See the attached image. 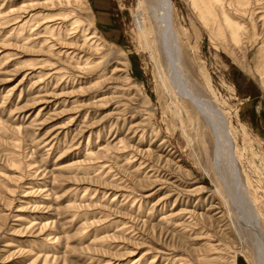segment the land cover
Listing matches in <instances>:
<instances>
[{
    "label": "rangeland",
    "instance_id": "obj_1",
    "mask_svg": "<svg viewBox=\"0 0 264 264\" xmlns=\"http://www.w3.org/2000/svg\"><path fill=\"white\" fill-rule=\"evenodd\" d=\"M69 2L0 0V58L8 56L0 62V264H29L35 258L42 264L45 257L47 264H133L138 259L142 260L138 264H171L176 255L189 264H232L234 260L264 264V246L244 227L249 218L239 188L215 180L205 170L203 147L194 129L195 111L187 108L188 114L175 99L164 78L165 73L171 74L138 31L134 22L138 0H87L93 16L83 12L78 0ZM21 3L33 7L22 11ZM172 3L175 28L190 36L193 51L187 48V62L195 72L199 68L210 77L219 106L231 120L241 156L240 178L263 216L264 232L259 23L254 27L244 19L250 40L243 69L211 44L186 0ZM67 6L81 28L93 18L104 47L97 53L88 50L81 38L75 41L69 23L61 20L56 21L62 26L61 39L56 32L50 42L58 50L74 48L79 57L104 58L97 69L77 70L74 63L33 43L23 44L29 27L17 39L11 32L17 22L34 13L56 15ZM15 16L20 18L8 23ZM36 38L41 40L36 36L30 40ZM37 58L47 59L66 74L61 83L50 79L36 83L33 76L41 71L40 65H30ZM193 76L199 89L206 91L198 74ZM40 99L50 103L40 104ZM243 132L248 135L245 142ZM94 154L96 160L89 162ZM121 154L149 160L161 168L160 175L136 171L138 163L126 164L125 155L116 162L114 158ZM101 165L111 171L106 179L99 177L107 173ZM111 174L118 181H111ZM37 189L49 191L48 196L35 193ZM114 194L120 196L112 203ZM189 212L208 237L177 227L187 224ZM233 213L242 222V232L233 228ZM45 223L49 228L40 230ZM124 225L128 228L123 230ZM54 236L59 242L51 240ZM205 242L224 249L208 252Z\"/></svg>",
    "mask_w": 264,
    "mask_h": 264
},
{
    "label": "bare ground",
    "instance_id": "obj_2",
    "mask_svg": "<svg viewBox=\"0 0 264 264\" xmlns=\"http://www.w3.org/2000/svg\"><path fill=\"white\" fill-rule=\"evenodd\" d=\"M262 1L263 0H186V2H188L190 5L191 10H193L197 15L196 17L198 19H196L202 24V29L207 34L211 44H213L214 47H218L219 49L223 50V52H225L240 68L244 67L246 45L250 40V32L246 28L244 19L250 21L254 27L256 23H259L258 29H260V32L258 34V38L261 37L262 41L260 43L261 47L259 48L258 52L257 71L259 76L263 77L262 84L264 85V6L261 4ZM66 3L69 5V0H66ZM88 3L87 0H78V5L81 6L83 12L87 14L93 13V16L95 13L93 10H91V8H88ZM29 7H33V4L21 3L18 8L19 10L25 11ZM67 8L68 6L65 7V9L62 8L56 15H51L48 13L44 14V12L34 13L28 17L27 20L17 22L15 27H11V32L14 33V36L17 39L23 34L24 30H26V27H29L31 32L28 37L23 39V44L33 43L39 46L40 49L46 50L45 53H49L50 55L58 58H63L69 63H74L77 70L91 71L97 69V67L101 66L104 58L101 57L97 58V60H93L86 56L79 57L77 52L73 50L74 48L64 47L62 48L63 50H58V48H55L57 44L50 42V40L53 42L52 39L55 37L56 32L59 33L60 37L62 26L59 23H56V21L61 20L65 23H69L67 27H71L70 31H72L75 35V41L81 38L82 44L87 46L88 50H91L95 53L102 51L104 47L103 42L99 33L93 28V18H89L87 27L81 28V22L76 17L74 11L68 10ZM173 10L172 0H138V8L136 9L134 22L136 23L140 35L145 40L146 47L153 53V55L158 58L159 62L162 60L166 66V71L171 74V77H169L165 73L164 78L169 88L174 89V92H172V94L176 97L174 98L181 102V106H184V110H186L188 114L189 110L187 108L191 107L195 111V120L193 122L195 126L194 129L196 134H198L201 146L203 147L202 156L205 161V170H208L213 175L215 180L226 181L229 184H232L234 188H239L240 195L243 199L241 200L243 204L242 206H245L242 208H245L247 213H245L246 211L244 212V210L243 212L249 218L246 220L247 225L244 227L249 228V230L254 234L257 242H259V244L263 247L264 232L260 226L263 216L257 209L253 198L249 196L247 192V186L241 181L239 172V159L241 156L239 154V147L233 132L231 120L227 116V113L219 106L218 100L212 90V82L210 77L199 68L198 71L196 70L195 72L193 67L187 62V48H191L189 46L190 36L186 31H179L175 28L173 22ZM19 18L20 16L12 17L8 20V23L17 21ZM40 29L41 31H39ZM255 29L256 28H254V35H256ZM62 34H65V38L67 40L69 39L67 38L68 36L64 30H62ZM33 36L39 38L41 37V40L37 41L38 38L30 40V38ZM183 39L185 40V43L183 42ZM191 50L193 51L192 48ZM6 57H8L7 54L3 55L0 58V62L7 59ZM34 62L35 64H31L30 66L34 67L35 65H40L38 67L41 69V71H38L36 74H34L36 76H33V78L36 80V83H41L44 79H50V81L55 80L56 82L61 83L62 79L66 76V74L61 72V69L56 68L55 64H52L47 59L37 58ZM45 68L51 70L52 73L50 74L49 72H43L44 70L42 69ZM197 74L203 81L202 83L206 87V91L199 89V83L197 82V79H195L196 76H193ZM97 78H99V80H104L102 77ZM126 80H128L127 77ZM40 101V104L50 103L43 102L41 99ZM62 103L66 105L67 101L63 100ZM75 103L76 102H73L72 106H75ZM40 114L41 113L39 110L36 117H38ZM236 119H239L238 115H236ZM70 122H74V119L70 120ZM243 136V141L245 142L248 135L243 132ZM209 144L212 145L211 149L208 148ZM118 151H120V149H118ZM123 155L125 154L116 155L114 158L116 159V162H118L119 158H121ZM89 157V162L96 160L94 159L95 154L90 155ZM135 157V155L131 156V154H126L123 159L126 161V164L130 163L131 160L138 163L136 171L146 170L148 175H150L149 177H158L160 175L159 170L161 168L159 166L150 163L149 160H140L139 158L136 159ZM27 167L29 169L31 165H28ZM94 167L95 166L91 168ZM101 168L103 171H107L106 174H103L104 177L99 176L101 179H104L106 175L108 177V174L111 173V171H109V166L103 165L102 167L101 165L100 169ZM110 176L113 175L111 174ZM114 177L115 176H113L111 181H118L116 180L117 178ZM120 182L121 180H119V183ZM37 192L41 193L42 191H35V193ZM43 192L47 193L45 196H48L49 191L44 190ZM87 192L88 190L85 189L84 193ZM29 193H33V191ZM27 194H24L23 197H25ZM119 196L114 194L112 203ZM233 214H231V216L233 215L232 219L234 220L233 228L237 233L239 229L242 232V222L240 221L238 214ZM187 216L189 218L187 224L181 223L177 227L181 228V231L184 233L188 232L189 234H195L196 231H198V234L208 237V234H203V232L200 231L202 228H199L195 214L189 212L187 213ZM221 219H223L222 216ZM16 220H19V218H16ZM49 226L50 225L48 223H45L41 226L40 230H46L49 228ZM125 228L128 227H125L124 225L123 230ZM127 230L128 229H126V231ZM133 230L131 232H133ZM49 235L51 234H48L47 237ZM51 240H54V243L59 242V238L55 236ZM203 245L204 248L208 250V252L213 253H216L220 247H223L221 245L212 246L209 242H205ZM223 249L224 248L221 250ZM171 255L172 254L167 256ZM141 261L142 260L138 259L133 264H138ZM169 261H171V264H189V261L182 255H176ZM39 263L40 259L35 258L29 264ZM47 263V257H45L44 260H42V264ZM232 264H236V260L232 261Z\"/></svg>",
    "mask_w": 264,
    "mask_h": 264
}]
</instances>
